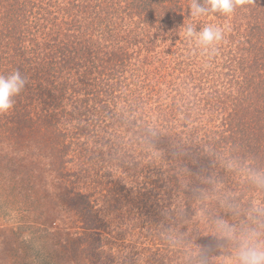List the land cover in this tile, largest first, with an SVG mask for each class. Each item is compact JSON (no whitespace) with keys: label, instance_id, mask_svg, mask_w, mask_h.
<instances>
[{"label":"trees","instance_id":"trees-1","mask_svg":"<svg viewBox=\"0 0 264 264\" xmlns=\"http://www.w3.org/2000/svg\"><path fill=\"white\" fill-rule=\"evenodd\" d=\"M192 2L0 0V75L27 80L0 114V264H238L264 244V0ZM206 25L223 41L186 34Z\"/></svg>","mask_w":264,"mask_h":264},{"label":"clouds","instance_id":"clouds-1","mask_svg":"<svg viewBox=\"0 0 264 264\" xmlns=\"http://www.w3.org/2000/svg\"><path fill=\"white\" fill-rule=\"evenodd\" d=\"M209 8L201 7L196 0L191 5V14L193 16L205 15L208 12L222 15H232L238 7H242L248 0H207ZM189 37L196 36L198 42L205 47L214 46L223 41L224 30L214 25H206L201 32L195 33L189 27L186 30ZM27 80L22 76L19 70L10 73L7 76L0 75V114L9 113L15 104L17 97L25 88ZM255 235V233H252ZM238 264H264V244H243L238 250Z\"/></svg>","mask_w":264,"mask_h":264}]
</instances>
